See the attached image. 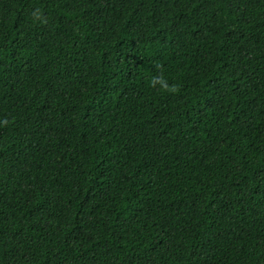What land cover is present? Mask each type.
Returning a JSON list of instances; mask_svg holds the SVG:
<instances>
[{"label": "trees", "instance_id": "trees-1", "mask_svg": "<svg viewBox=\"0 0 264 264\" xmlns=\"http://www.w3.org/2000/svg\"><path fill=\"white\" fill-rule=\"evenodd\" d=\"M5 119L0 264H264V0H0Z\"/></svg>", "mask_w": 264, "mask_h": 264}, {"label": "clouds", "instance_id": "clouds-1", "mask_svg": "<svg viewBox=\"0 0 264 264\" xmlns=\"http://www.w3.org/2000/svg\"><path fill=\"white\" fill-rule=\"evenodd\" d=\"M33 15L39 18L40 16L39 10L34 12ZM149 83L152 87L159 85L160 90L176 91V85H170L167 79L162 74L153 75ZM7 123L8 121L6 119L0 120V125L7 124Z\"/></svg>", "mask_w": 264, "mask_h": 264}]
</instances>
